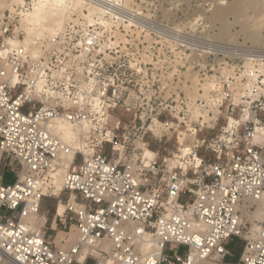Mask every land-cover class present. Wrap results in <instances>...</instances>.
Masks as SVG:
<instances>
[{
    "label": "built area",
    "instance_id": "built-area-1",
    "mask_svg": "<svg viewBox=\"0 0 264 264\" xmlns=\"http://www.w3.org/2000/svg\"><path fill=\"white\" fill-rule=\"evenodd\" d=\"M38 1L0 17V264H82L94 249L116 264H264V48L223 42L217 69L189 63L192 94L172 49L112 23L121 10L110 0H65L56 32L27 43ZM68 155L55 195L51 173ZM42 197L64 206L58 243ZM232 236L243 241L237 263L226 260Z\"/></svg>",
    "mask_w": 264,
    "mask_h": 264
},
{
    "label": "rangeland",
    "instance_id": "rangeland-1",
    "mask_svg": "<svg viewBox=\"0 0 264 264\" xmlns=\"http://www.w3.org/2000/svg\"><path fill=\"white\" fill-rule=\"evenodd\" d=\"M110 2L121 10L112 14L110 20L112 23L141 26L143 38L157 40L155 49H159L160 53L165 54L168 46L172 49L176 79L179 80L182 90L183 84L189 85L191 80L192 94L201 86L198 85V80L194 79L197 77L195 71L198 68L191 69L190 77L186 74L189 63L192 66L204 65L207 70L217 69L218 61L213 55L222 54L220 50H223L221 48L223 42L237 47L264 48V25L260 26L261 28L255 27L251 21L253 14L251 0H110ZM233 5L238 6V10L229 12L225 10ZM216 12H220V15ZM218 129L219 126H216L210 131L209 137L218 133ZM178 146L175 138H171L162 146L166 159H172ZM153 148L155 149L154 146ZM201 152L204 153V148H201ZM14 179L15 176L9 167H5L2 184H12ZM57 203L56 197H42L40 210L47 212L48 220L51 219ZM48 233H52L51 230L48 229ZM74 235L75 231L72 228L68 233L69 242L74 240ZM62 236L64 234L59 238ZM242 245L243 241L239 237L232 236L227 240L225 247L229 252L226 258L228 262H238ZM182 250L180 247L178 252L182 253ZM106 258L109 257L102 258L90 252L82 264H105Z\"/></svg>",
    "mask_w": 264,
    "mask_h": 264
},
{
    "label": "bare ground",
    "instance_id": "bare-ground-1",
    "mask_svg": "<svg viewBox=\"0 0 264 264\" xmlns=\"http://www.w3.org/2000/svg\"><path fill=\"white\" fill-rule=\"evenodd\" d=\"M21 2V0H0V17L5 8H11L14 5H17ZM65 0H40L33 7L27 22V36L25 41L31 42L34 38H45L53 35L62 21V7L64 5ZM78 3V2H77ZM234 6V5H233ZM230 6L226 8L227 12L238 10V6ZM251 7L253 8V14L251 15V21L255 25V27H260L264 25V0H251ZM221 12V11H220ZM220 12H216L220 15ZM223 13V12H222ZM251 22V23H252ZM261 28V27H260ZM264 28V27H263ZM196 82V81H195ZM194 82V83H195ZM208 85L205 84L204 88H207ZM55 131L67 141L73 140V134L69 128V126L65 123H59L55 127ZM147 156H151L150 153L146 154ZM72 160V155L64 156L59 163V167L55 169L51 173L52 183H53V194L57 195L62 187V180L64 177V173L67 171L69 164ZM64 206L62 203H59L57 206V214H61L63 212ZM255 216L257 213L254 214ZM41 224L44 221V218H41ZM75 239V235L73 237ZM74 241V240H73ZM102 248L108 252L110 249V244L104 242ZM157 245L155 242L147 243L143 250H152L156 249ZM92 252H96V250H92ZM83 255L80 254L78 256L79 263H83ZM109 259V260H108ZM104 260L105 264H115L110 258H106ZM111 260V261H110ZM101 264V263H98Z\"/></svg>",
    "mask_w": 264,
    "mask_h": 264
},
{
    "label": "crops",
    "instance_id": "crops-1",
    "mask_svg": "<svg viewBox=\"0 0 264 264\" xmlns=\"http://www.w3.org/2000/svg\"><path fill=\"white\" fill-rule=\"evenodd\" d=\"M55 211V208H54ZM54 211L52 213V217L50 220H48L47 212L41 211L42 213L45 214L47 218V223H46V234L49 237L54 238V242L57 243L59 242V236L64 234V230L60 229V225L58 224L56 218L54 217ZM48 222H50V226H48ZM48 229L51 230L52 233H48Z\"/></svg>",
    "mask_w": 264,
    "mask_h": 264
}]
</instances>
